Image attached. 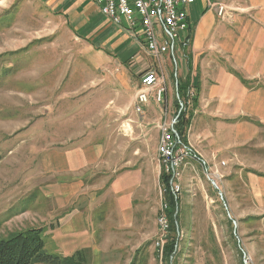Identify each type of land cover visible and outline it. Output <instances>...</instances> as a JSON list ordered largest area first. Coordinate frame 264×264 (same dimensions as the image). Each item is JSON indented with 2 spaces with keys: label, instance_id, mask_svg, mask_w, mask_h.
I'll list each match as a JSON object with an SVG mask.
<instances>
[{
  "label": "crops",
  "instance_id": "crops-1",
  "mask_svg": "<svg viewBox=\"0 0 264 264\" xmlns=\"http://www.w3.org/2000/svg\"><path fill=\"white\" fill-rule=\"evenodd\" d=\"M212 3L198 0L187 8L190 29L164 57V69L168 61L179 64L177 53L181 59V72L172 75L174 91L167 90L165 104L171 107L180 90L186 91L191 118L187 141L199 160L209 165L215 159L216 164L227 161L224 170L239 167L241 173L245 171L238 175L244 179L241 182L252 186L256 174L264 177V0ZM217 4L228 7L224 19ZM15 6L20 16L27 13L28 20L0 37V44H6L0 46V53L39 54L40 73L48 75L40 99L61 105L64 116L72 107L85 113L76 120L73 135L62 137L63 145L44 160V177L55 189L49 188L47 197L57 200L52 210L55 215H70L60 222L61 230L68 237L87 227L77 228L74 215H103L94 224L99 243L89 252L76 253L84 251L88 264H141L142 260L149 264L146 248L151 241L145 239L143 227L144 169L114 163L111 126L123 122L121 115L128 112L140 116L134 110L135 96L143 73L156 66L155 58L140 30L134 33L126 21L115 25L91 0H0L2 13ZM192 90L196 98L189 102ZM154 97L155 92L146 107V120L161 112L160 105L152 102ZM158 147L159 142L157 154ZM126 148L120 146L119 154L125 155ZM221 155L229 158L220 159ZM178 202L181 250L185 241L180 205L183 215L195 216V207L183 203L181 196ZM174 254L169 264H177Z\"/></svg>",
  "mask_w": 264,
  "mask_h": 264
},
{
  "label": "rangeland",
  "instance_id": "rangeland-1",
  "mask_svg": "<svg viewBox=\"0 0 264 264\" xmlns=\"http://www.w3.org/2000/svg\"><path fill=\"white\" fill-rule=\"evenodd\" d=\"M23 19L28 20L27 13L20 16L18 6L0 12V37L9 36L11 27L23 23ZM3 45L6 47V44H0ZM176 55L178 65L169 61L165 64V84L167 90L171 88L172 91V75L181 72V59L178 53ZM40 62L39 54L30 56L24 51L0 53V240L32 228L41 229L40 236L46 251L65 258L77 250L89 252L93 244L99 243L101 237L96 235L94 224L100 222L103 215H74L78 217L77 228L87 227L67 237L60 222L70 215H55L52 210L57 200L47 197L49 188L55 189L44 177V160L50 151L63 145L67 135H73L78 123L76 120L85 113L81 114L79 109L72 107L64 116L61 105L40 99L48 79L45 72L40 73ZM165 96L162 103L156 99L152 101L160 105L161 111L152 120L145 119L146 110L137 117L128 112L121 115L123 122H114L111 126L114 163L128 168L137 165L144 169L147 207L143 227L145 239L151 241L146 248L149 264H162L156 253L160 238L159 215L163 204L169 207L167 193L164 194L165 188L161 184V175L166 171L159 158V147L157 154V144L159 142L160 146L162 136L160 126L177 120L178 108L176 103L167 106ZM195 98L196 94L188 100ZM173 99L170 93V103ZM48 104H51L49 108L45 107ZM176 126L177 139L193 155V160H184L179 169L181 193L178 197H183V203L192 205L193 210L195 207V216L190 212L183 215L180 202L185 244L179 264H264V177L256 174L255 183L246 186L241 182L244 179L239 178L245 175V171L241 173L239 167L232 171L224 170L229 167V162L222 161L226 165L221 166L220 160L216 164L217 159L211 165L204 164L189 142L180 139ZM124 144L127 150L122 155L124 152L119 154V150ZM221 158L229 157L221 155ZM216 172L222 178L217 179L214 176ZM140 262L145 264L144 260Z\"/></svg>",
  "mask_w": 264,
  "mask_h": 264
},
{
  "label": "built area",
  "instance_id": "built-area-1",
  "mask_svg": "<svg viewBox=\"0 0 264 264\" xmlns=\"http://www.w3.org/2000/svg\"><path fill=\"white\" fill-rule=\"evenodd\" d=\"M98 5L104 16L115 25H122L126 21L127 26L134 33L139 31L148 46L149 53L156 60V66L146 70L141 77V87L136 97L134 109L138 115H143L150 103L151 93L155 92V99L162 103L167 92L165 84L164 57L171 47L180 40V35L190 29L187 8L198 0H91ZM200 1V0H199ZM211 6L212 0H206ZM218 15L224 19L227 16L228 7L217 4ZM158 68V70H157ZM159 71V74L157 73ZM195 93L189 91L188 98L193 99ZM177 120L172 123L164 122L160 126L162 131L159 158L165 167V173L172 178L171 191L178 198V172L177 161L184 156H193L191 151L183 146L177 139L174 130ZM226 163L222 162L221 166ZM214 176L219 179L222 176L218 172ZM167 193V190H164ZM168 205L163 204L160 219V238L157 241L161 247V254L165 244L167 231H169Z\"/></svg>",
  "mask_w": 264,
  "mask_h": 264
},
{
  "label": "trees",
  "instance_id": "trees-1",
  "mask_svg": "<svg viewBox=\"0 0 264 264\" xmlns=\"http://www.w3.org/2000/svg\"><path fill=\"white\" fill-rule=\"evenodd\" d=\"M181 89V87H180ZM179 89V90H180ZM186 91L180 90L179 100L176 102L178 108L176 112L177 132L183 142H187V130L190 127L191 118L188 114V104ZM182 112L179 114L180 110ZM171 177L162 173L161 184L167 190L166 200L169 204L168 215L169 231L163 247L162 256L157 249V255L161 258L163 264H169L170 258L174 254V262L179 263V257L183 255V249H179L180 244L177 238L176 228V209L178 199L170 191ZM1 228V225H0ZM41 229H29L26 232H19L10 235L6 239L0 240V264H88L84 251H79L71 257L60 258L50 255L45 248V243L40 236ZM177 248V250H176Z\"/></svg>",
  "mask_w": 264,
  "mask_h": 264
},
{
  "label": "bare ground",
  "instance_id": "bare-ground-1",
  "mask_svg": "<svg viewBox=\"0 0 264 264\" xmlns=\"http://www.w3.org/2000/svg\"><path fill=\"white\" fill-rule=\"evenodd\" d=\"M193 157L192 156H184V158H180V159H178V161H177V172H178V179H179V177H180V168L182 167V165L184 164V160L186 161L187 159H192ZM179 185V190H178V195H180V193H181V186H180V184H178ZM159 223H160V219H159ZM157 249H159V253L161 254V247L159 246V243L157 242ZM162 255V254H161Z\"/></svg>",
  "mask_w": 264,
  "mask_h": 264
},
{
  "label": "water",
  "instance_id": "water-1",
  "mask_svg": "<svg viewBox=\"0 0 264 264\" xmlns=\"http://www.w3.org/2000/svg\"><path fill=\"white\" fill-rule=\"evenodd\" d=\"M182 112V109H181V111H180V113ZM177 216V215H176Z\"/></svg>",
  "mask_w": 264,
  "mask_h": 264
}]
</instances>
